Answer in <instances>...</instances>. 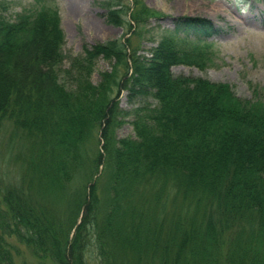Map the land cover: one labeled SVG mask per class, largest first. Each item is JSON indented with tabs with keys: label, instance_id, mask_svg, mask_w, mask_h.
Returning <instances> with one entry per match:
<instances>
[{
	"label": "trees",
	"instance_id": "trees-1",
	"mask_svg": "<svg viewBox=\"0 0 264 264\" xmlns=\"http://www.w3.org/2000/svg\"><path fill=\"white\" fill-rule=\"evenodd\" d=\"M49 1L0 13V264H264V99L170 70L211 22L174 18L150 56L115 39L65 68ZM159 15L133 0L137 24ZM99 56L113 63L93 84ZM122 90L155 100L131 111L134 136L116 135Z\"/></svg>",
	"mask_w": 264,
	"mask_h": 264
},
{
	"label": "rangeland",
	"instance_id": "rangeland-1",
	"mask_svg": "<svg viewBox=\"0 0 264 264\" xmlns=\"http://www.w3.org/2000/svg\"><path fill=\"white\" fill-rule=\"evenodd\" d=\"M33 3V0H0V13L12 19L23 8L35 7ZM48 3L57 8L65 37L62 67H69L74 58L81 57L84 48L115 39L128 45V52L134 48L138 54L150 56L165 30L172 29L174 18H199L211 22L212 32L203 42L187 43L191 45L186 49L190 57L172 65L171 72L176 76L227 83L241 98L264 99V0H142L147 8L160 14L159 18H150L142 24L131 17L133 0H50ZM108 16L119 19L121 24L110 23ZM112 63L113 60L102 56L94 60L90 76L93 84L99 82L102 71L111 70ZM63 78L64 83L69 82ZM153 103L155 100L150 96L129 99L126 90H122L119 104L128 115L116 135L134 136L131 111ZM4 151L1 144V173L12 167ZM7 177L16 179L12 172Z\"/></svg>",
	"mask_w": 264,
	"mask_h": 264
}]
</instances>
